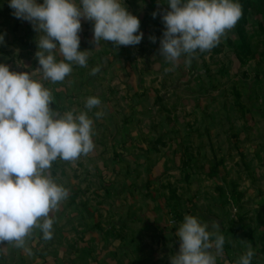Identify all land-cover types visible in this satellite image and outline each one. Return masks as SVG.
Instances as JSON below:
<instances>
[{"label":"rangeland","instance_id":"rangeland-1","mask_svg":"<svg viewBox=\"0 0 264 264\" xmlns=\"http://www.w3.org/2000/svg\"><path fill=\"white\" fill-rule=\"evenodd\" d=\"M121 2L140 20L141 42L95 47L94 22L82 17L87 66L53 83L35 57L43 33L0 0V63L39 80L53 110L86 112L95 145L74 162H52V177L68 190L49 214L52 239L34 228L23 248L4 242L0 264H171L185 215L209 232L219 223L225 243L216 264H237L249 244L251 264H264V0H238L236 25L190 65L186 54L175 64L160 55L167 0ZM92 96L101 104L89 111Z\"/></svg>","mask_w":264,"mask_h":264},{"label":"clouds","instance_id":"clouds-1","mask_svg":"<svg viewBox=\"0 0 264 264\" xmlns=\"http://www.w3.org/2000/svg\"><path fill=\"white\" fill-rule=\"evenodd\" d=\"M170 10H161L165 26L160 39V55L175 64L186 54L190 65L197 50L210 51L226 31L242 16L238 0H167ZM12 15L28 21L39 34L35 57L43 80L62 82L73 65L87 66L89 50L80 51L81 18L93 23L89 43L110 41L114 46L138 45L143 32L140 20L121 0H9ZM153 12V18L157 16ZM139 34H136L138 33ZM153 43L156 37L149 38ZM4 37L0 35V43ZM58 41V43H56ZM63 59L57 61L55 52ZM100 71L93 68L91 74ZM51 91L32 78L29 72L10 71L0 63V244L25 246V238L34 228L43 239L53 236L50 212L68 197V190L51 175L57 158L74 162L93 151V120L86 112L75 109L63 114L53 110ZM98 97H88L85 107H98ZM96 112V118L102 117ZM175 223V221H173ZM193 215H185L176 231L179 251L170 256L171 264H216L223 254L225 237L219 223L209 232ZM214 237V239H213ZM214 249V251H213ZM252 245L237 264H251Z\"/></svg>","mask_w":264,"mask_h":264}]
</instances>
